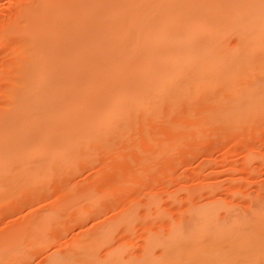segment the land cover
I'll return each instance as SVG.
<instances>
[{
    "label": "bare ground",
    "instance_id": "1",
    "mask_svg": "<svg viewBox=\"0 0 264 264\" xmlns=\"http://www.w3.org/2000/svg\"><path fill=\"white\" fill-rule=\"evenodd\" d=\"M20 11L11 35L22 56L2 67L1 93L12 97L0 106V171L41 156L34 148L53 135L64 138L38 179L62 177L136 130L155 141L165 128L170 157L186 136L249 130L264 116V0H37ZM221 196L178 209L167 230L149 234L139 264H264V193L246 209ZM115 226L51 264L130 263L126 243L101 252Z\"/></svg>",
    "mask_w": 264,
    "mask_h": 264
},
{
    "label": "rangeland",
    "instance_id": "2",
    "mask_svg": "<svg viewBox=\"0 0 264 264\" xmlns=\"http://www.w3.org/2000/svg\"><path fill=\"white\" fill-rule=\"evenodd\" d=\"M35 2L0 0V80L5 72L9 74L4 64L22 56L20 41L11 35L12 24L21 18V6ZM2 80L1 107L12 97L1 93ZM248 129L211 128L213 134L193 144L188 140L191 135L186 136L185 145L170 157L163 153V138L170 134L165 128L158 130L155 141L136 130L122 147L101 151L106 148L94 146L96 154L82 159L68 174L38 179L33 173L48 165V156L64 138L53 135L46 145L34 148L41 156L0 171V264H51L53 257L85 243L91 231L105 223L116 226L101 252L126 243L125 259L130 263L125 264H139L151 232L167 230L178 209L212 198L214 190L221 199L229 198L246 209L251 197L264 193V116ZM34 142L28 140L29 145ZM82 148L67 147L74 154ZM61 164L57 158L53 168ZM205 184L189 195L193 187ZM125 214L126 220L118 223ZM44 221L45 228L37 227ZM93 259L100 262L107 257Z\"/></svg>",
    "mask_w": 264,
    "mask_h": 264
}]
</instances>
